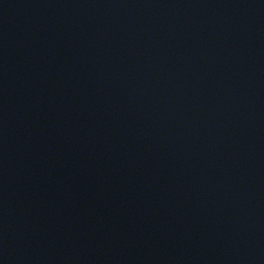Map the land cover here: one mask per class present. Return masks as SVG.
Returning a JSON list of instances; mask_svg holds the SVG:
<instances>
[{
	"label": "water",
	"instance_id": "water-1",
	"mask_svg": "<svg viewBox=\"0 0 264 264\" xmlns=\"http://www.w3.org/2000/svg\"><path fill=\"white\" fill-rule=\"evenodd\" d=\"M0 264H264V0H0Z\"/></svg>",
	"mask_w": 264,
	"mask_h": 264
}]
</instances>
